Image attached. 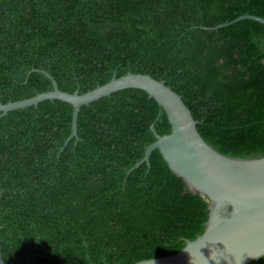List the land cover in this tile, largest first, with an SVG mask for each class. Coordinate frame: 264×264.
<instances>
[{
    "label": "trees",
    "instance_id": "obj_1",
    "mask_svg": "<svg viewBox=\"0 0 264 264\" xmlns=\"http://www.w3.org/2000/svg\"><path fill=\"white\" fill-rule=\"evenodd\" d=\"M264 0H0V104L84 94L127 73L163 81L201 138L264 156ZM224 25V26H222ZM222 26V27H220ZM0 117V250L8 264H135L205 231L209 205L158 150L171 127L140 89ZM68 141V142H67ZM249 264H264V255Z\"/></svg>",
    "mask_w": 264,
    "mask_h": 264
},
{
    "label": "water",
    "instance_id": "obj_2",
    "mask_svg": "<svg viewBox=\"0 0 264 264\" xmlns=\"http://www.w3.org/2000/svg\"><path fill=\"white\" fill-rule=\"evenodd\" d=\"M244 19L264 24V19L253 16H241L233 22ZM48 77L53 85L51 91L0 104V117L46 100L66 102L73 106L69 141L76 137L77 114L82 106L121 90H143L162 107L171 131L158 136L151 126L156 141L147 147L142 160L131 170L140 163L148 164L150 154L158 150L188 190L200 195L209 205L208 221L201 236L187 240L185 247L175 255L135 264H249L264 255V156L237 159L212 149L199 135L198 122L182 98L163 81L148 75L114 76L108 83L84 94L60 91L55 81ZM0 264H8L1 250Z\"/></svg>",
    "mask_w": 264,
    "mask_h": 264
}]
</instances>
